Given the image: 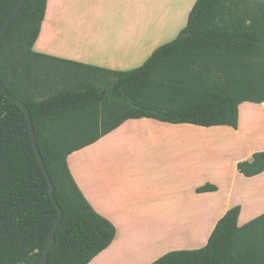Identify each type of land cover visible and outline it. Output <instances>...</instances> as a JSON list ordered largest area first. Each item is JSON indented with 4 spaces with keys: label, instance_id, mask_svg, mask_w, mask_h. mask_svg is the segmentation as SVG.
Instances as JSON below:
<instances>
[{
    "label": "trees",
    "instance_id": "trees-1",
    "mask_svg": "<svg viewBox=\"0 0 264 264\" xmlns=\"http://www.w3.org/2000/svg\"><path fill=\"white\" fill-rule=\"evenodd\" d=\"M17 1L0 0V29ZM46 7L47 0H25L8 25L0 80L30 111L63 213L47 264H87L117 230L84 197L68 156L127 119L236 129L241 103L264 102V0H196L178 35L128 71L35 52ZM236 168L245 177L264 172V150ZM239 213L228 209L203 247L150 264H264V213L243 225ZM57 214L26 114L0 92V264H41Z\"/></svg>",
    "mask_w": 264,
    "mask_h": 264
},
{
    "label": "crops",
    "instance_id": "crops-1",
    "mask_svg": "<svg viewBox=\"0 0 264 264\" xmlns=\"http://www.w3.org/2000/svg\"><path fill=\"white\" fill-rule=\"evenodd\" d=\"M195 2L47 0L33 49L60 59L128 71L142 65L157 47L171 41L174 37L164 36L172 28L175 33L180 32ZM104 7L109 19L101 22L100 10ZM102 24L104 35L100 33ZM246 103L252 102L238 107L235 133L242 131L240 109ZM256 105L264 110V102ZM260 120L255 114L252 116V123ZM191 125L152 118L127 119L68 156L69 170L84 197L117 230L115 240L87 264H150L167 252L195 249L197 227L205 214L202 199L209 200L206 215L213 219L210 231L230 209L219 212L220 205L214 202L219 197L213 195L218 188L198 191L203 185L204 140L202 133L188 131ZM121 129L126 131L120 133ZM122 136L131 141L118 143ZM140 137L161 152H152L154 163L135 160L128 164L126 161L135 159L131 154L133 140ZM248 149L235 161V169L237 162L251 160L254 152L261 151L251 145ZM208 171L212 179L215 171ZM245 178H260L262 189L264 172Z\"/></svg>",
    "mask_w": 264,
    "mask_h": 264
},
{
    "label": "rangeland",
    "instance_id": "rangeland-1",
    "mask_svg": "<svg viewBox=\"0 0 264 264\" xmlns=\"http://www.w3.org/2000/svg\"><path fill=\"white\" fill-rule=\"evenodd\" d=\"M106 11L107 7L100 10L101 22L109 19ZM186 18L188 19V16ZM187 19H185L186 21L183 25L184 27L186 26ZM115 24L116 23H113L112 25ZM103 25L104 24L100 26V33L104 35L105 28H103ZM184 27H182V29ZM178 33H175V29L172 28L170 33L164 37L175 38ZM254 114L261 119L259 123H252V116ZM188 127V131L203 134L204 156L202 186L214 185L218 188V192L213 195H217L216 197H219V199H214V202H218L220 205L219 212L222 214V211L225 208L239 206V225H243L264 213V185L260 190L262 185L259 180L260 178H256L257 180L246 179L236 172L237 168H234L235 161L240 159L244 152H248L249 145H251L255 150H264V110L260 106H257L256 103L244 104L240 109V129L242 131L238 133H235V130L228 126L203 127L191 125ZM125 131L126 130L121 129L120 133H124ZM142 131L146 132V130ZM130 141V139H125L124 136L119 137L117 140L118 143ZM133 141L134 144L131 148V154L135 157V159H130L126 162L128 164H132V162L137 160L138 163H154V160L152 159L156 158L152 157V152H161L160 148L154 147L151 143H149V141L144 140L143 137ZM209 168H212L215 171L212 179L208 177ZM229 190H231L230 193H228ZM208 201V199H202L205 214L202 222L197 227L199 236L196 243H194L196 246L195 249L203 247L211 233L210 227L213 219L208 218L206 215V207L209 203Z\"/></svg>",
    "mask_w": 264,
    "mask_h": 264
},
{
    "label": "water",
    "instance_id": "water-1",
    "mask_svg": "<svg viewBox=\"0 0 264 264\" xmlns=\"http://www.w3.org/2000/svg\"><path fill=\"white\" fill-rule=\"evenodd\" d=\"M24 1L25 0H18L16 2V4L14 5L13 9L11 10L9 16L7 17V19L3 23V25H2V27L0 29V49H1V45H2V42H3V38H4L5 32L7 30V27L10 24V22L13 20V18L17 15V13L20 10V8H21L22 4L24 3ZM0 92L4 96H6L11 102H13L15 104H18L23 109V111L26 114V118H27V121H28L29 129H30L31 139H32V143H33L37 158L39 160L40 166H41V168H42V170H43V172L45 174V177L47 179V182H48V185H49V193H50L51 199H52L53 203L55 204V206L58 209V214H57L56 220H55L52 228L50 229L49 234H48V236L46 238V241L44 243V246H43V252H42V256H41V264H47L48 253H49L50 249L54 245L55 233H56V231L58 229V226H59V223L61 221L63 213H62V210H61V208L59 207V205H58V203L56 201L55 194H54L53 182H52V180H51V178H50V176H49V174H48V172L46 170V167H45V164L43 162L42 156H41L40 151H39V149L37 147L36 136H35V132H34L33 124H32V119H31V114H30L29 109L26 107V105L23 102H21L19 99H17L11 93H9V91L7 90V88L2 83L1 80H0Z\"/></svg>",
    "mask_w": 264,
    "mask_h": 264
}]
</instances>
